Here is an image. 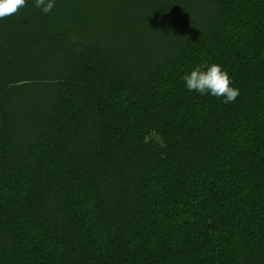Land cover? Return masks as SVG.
Here are the masks:
<instances>
[{"label":"trees","instance_id":"16d2710c","mask_svg":"<svg viewBox=\"0 0 264 264\" xmlns=\"http://www.w3.org/2000/svg\"><path fill=\"white\" fill-rule=\"evenodd\" d=\"M0 264H264V0L0 19Z\"/></svg>","mask_w":264,"mask_h":264},{"label":"clouds","instance_id":"9594fccd","mask_svg":"<svg viewBox=\"0 0 264 264\" xmlns=\"http://www.w3.org/2000/svg\"><path fill=\"white\" fill-rule=\"evenodd\" d=\"M26 3L27 0H0V19L16 14ZM35 5L47 14L54 7L55 0H35ZM182 79L188 90L202 95L210 93L214 97L223 98L225 104L235 102L240 95L239 90L232 86L228 72L215 63L196 66Z\"/></svg>","mask_w":264,"mask_h":264},{"label":"water","instance_id":"95a60500","mask_svg":"<svg viewBox=\"0 0 264 264\" xmlns=\"http://www.w3.org/2000/svg\"><path fill=\"white\" fill-rule=\"evenodd\" d=\"M154 141L159 144L161 147H164L163 140L160 136L156 135L154 136Z\"/></svg>","mask_w":264,"mask_h":264}]
</instances>
